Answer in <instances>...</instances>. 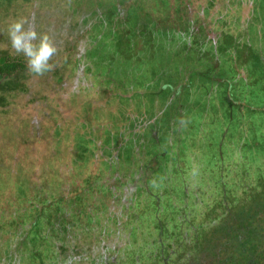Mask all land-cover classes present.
Instances as JSON below:
<instances>
[{
  "label": "trees",
  "instance_id": "1",
  "mask_svg": "<svg viewBox=\"0 0 264 264\" xmlns=\"http://www.w3.org/2000/svg\"><path fill=\"white\" fill-rule=\"evenodd\" d=\"M59 5L60 22L26 27L51 37L50 63L74 62L67 74L28 73L0 33V264H264V0ZM214 85L230 135L205 157L209 173L185 180L200 158L182 153L208 150L191 138L212 98L171 128L160 104L151 126L144 90L161 102ZM71 107L86 116L74 127Z\"/></svg>",
  "mask_w": 264,
  "mask_h": 264
},
{
  "label": "rangeland",
  "instance_id": "2",
  "mask_svg": "<svg viewBox=\"0 0 264 264\" xmlns=\"http://www.w3.org/2000/svg\"><path fill=\"white\" fill-rule=\"evenodd\" d=\"M48 0H0V33L1 34H5V32H7V28L8 25L13 21V20H17V19H25L27 20V18H29L30 16H32V21L31 24L34 25V22H37L36 25H38L40 28L45 25L43 24L44 21L47 19L49 20H54L56 22H60L62 20V18L65 16V10L62 9L60 7V3L61 2H66L69 3L70 0H53L51 4L47 3ZM99 1V0H98ZM103 2V0H100V2ZM107 1V0H104ZM111 1V0H109ZM120 1V0H119ZM146 1V0H145ZM201 6L203 5V0H199ZM230 15H228V17L230 18H235V19H230V23L231 25H237L238 24V14L236 17H233V11L230 10ZM245 23H246V27L251 28V25L253 24L252 18L251 17H246L245 18ZM43 24V25H41ZM262 29V28H261ZM41 33V32H38ZM248 33V34H247ZM247 37L251 36L252 34L251 32H247ZM259 38H261V40L264 43V29L260 30L258 35ZM247 37H245V39H247ZM253 38V37H252ZM251 38V40H252ZM2 39V38H0ZM3 42V41H2ZM0 42V43H2ZM260 43V42H259ZM56 67V69L62 74H67L72 67L74 66V62H70L69 63H63V65H59L57 63H53ZM217 89L216 91H212V90H199L198 91H190V94H194V92H196V96L193 99H185L184 97L181 98H177L176 100L174 99H168L166 97V95L163 96L162 101L161 102H153L157 99H161L160 97L158 98H154V96L151 93V89L149 90H144V97L146 99L145 101V109H144V115L147 117H151L150 119V124L151 126H156V123L154 122V117H152L153 115L155 116L156 113L153 111V109H157L159 107L160 104H162V106L165 109V113L164 114H160V118H161V125L163 124L164 126H167L169 128L173 127V125H175L177 122H179L180 118L181 120H185L188 119L189 122H194L195 118L198 117L199 115L197 114L196 111H198V113L202 112V110L204 109L202 107V103L198 102L200 101V99L205 98L208 95V98H212L211 101V106L206 108V114L208 117V120L206 122V124L208 123V126L206 127V124L203 126V132H198V133H194V136H196V138H191L192 141H196V143H201L204 146H206L208 148L207 149H203L200 150L199 148H197L196 146H193V148L188 149V151L185 153V155H183L181 158L185 159V157L190 154L192 155V157L197 158L199 157L200 160L198 162L197 166L198 168H192L193 170L189 169V168H185V180H188V173L189 172H198V173H194V175H190L189 177L191 178H195V176L198 175H203L204 173H209L208 170H206V165L204 164V159H206L205 157H207L208 155H210L209 151L216 152L215 148H218L217 142L221 141V139L224 141V139L226 138L225 135L229 136L230 133L226 130V133L224 135V131H222L223 129H225L223 122L225 119L226 114L229 115L231 109L228 106V103L226 102V104L222 107L221 102L222 100H224V93L219 91L222 90L224 87L223 85H220V88L218 85H214ZM147 88V87H145ZM231 87L227 88V92L230 93L231 91ZM207 92V93H206ZM248 92V90H247ZM207 95H206V94ZM205 94V95H204ZM229 97V96H228ZM230 98V97H229ZM263 98V94L260 95V97L258 96L256 98V100H260ZM230 100H232L230 98ZM56 100H54L53 102L55 103ZM238 103L242 102L243 104H245L244 101H237ZM253 108H255L254 106H252ZM257 107V106H256ZM57 108V107H56ZM65 107L62 108V106L59 109H64ZM259 108H264L263 107H257ZM33 111V113L36 112L37 109H33V108H29ZM66 109V108H65ZM136 109H134L135 111ZM138 111V110H137ZM191 112L189 114V117H187L188 112ZM241 112H243L241 110ZM135 113V112H134ZM196 114V116H195ZM239 112H238V116H239ZM64 115L66 117V122L65 125L68 127H74L79 120L84 119L86 116L83 115H79L78 116V112L76 113V110L74 108H68L65 112ZM79 119V120H78ZM42 121L44 119H41ZM98 121H102L103 123L107 122L104 118H96L93 117V121L92 123H96ZM44 122L46 124H48L47 120H44ZM210 129H214V135L209 136V131ZM188 130H185V132H187ZM195 131H197V127L195 129ZM203 133V134H202ZM188 134H193V131L189 132ZM225 144V143H224ZM204 146H202L201 148H203ZM226 146V145H225ZM213 149V151L211 150ZM193 151V152H192ZM192 152V153H191ZM237 155H239V153H232L230 150H228L227 155L224 154V156L226 157V162L228 164V167L232 166V169L235 168L233 161L236 159ZM185 156V157H184ZM204 164V165H203ZM232 164V165H231ZM200 167V168H199ZM248 167L245 166V168ZM245 168H239L236 171L232 172H238V177H241L242 175L245 177L246 176V169ZM211 172H215L216 170L214 168H211L210 170ZM234 177V176H233ZM191 182V181H189ZM189 182H185L186 184ZM202 191V190H200ZM200 194H204V193H200ZM240 211H243V208L240 209ZM229 223V222H228ZM230 224V223H229Z\"/></svg>",
  "mask_w": 264,
  "mask_h": 264
},
{
  "label": "clouds",
  "instance_id": "3",
  "mask_svg": "<svg viewBox=\"0 0 264 264\" xmlns=\"http://www.w3.org/2000/svg\"><path fill=\"white\" fill-rule=\"evenodd\" d=\"M26 24L27 20L21 18L8 25V43L14 54L25 57L28 73L44 76L56 67L50 61L56 55L57 47L47 33H38Z\"/></svg>",
  "mask_w": 264,
  "mask_h": 264
}]
</instances>
